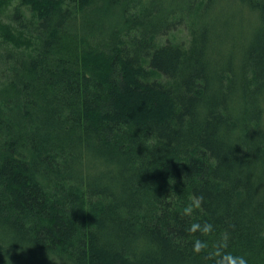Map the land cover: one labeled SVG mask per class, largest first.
<instances>
[{
    "label": "trees",
    "instance_id": "obj_1",
    "mask_svg": "<svg viewBox=\"0 0 264 264\" xmlns=\"http://www.w3.org/2000/svg\"><path fill=\"white\" fill-rule=\"evenodd\" d=\"M0 39V264H264V0H0Z\"/></svg>",
    "mask_w": 264,
    "mask_h": 264
},
{
    "label": "clouds",
    "instance_id": "obj_2",
    "mask_svg": "<svg viewBox=\"0 0 264 264\" xmlns=\"http://www.w3.org/2000/svg\"><path fill=\"white\" fill-rule=\"evenodd\" d=\"M203 202V197L198 196L194 197V200L189 205L185 206L183 209V215L190 216L195 209H198ZM212 229L211 224H205L203 227L200 225H194L192 230H200L203 233L210 232ZM207 247L205 242L197 241L194 246V251L199 252L202 251L204 248ZM223 247H226V244L219 245L217 247V251L210 256H214L216 259L214 264H247L246 259L243 256H234L231 253H224L221 251Z\"/></svg>",
    "mask_w": 264,
    "mask_h": 264
},
{
    "label": "rangeland",
    "instance_id": "obj_3",
    "mask_svg": "<svg viewBox=\"0 0 264 264\" xmlns=\"http://www.w3.org/2000/svg\"><path fill=\"white\" fill-rule=\"evenodd\" d=\"M230 12H234V11H230ZM2 21L3 22H6V20H5L4 17L2 18ZM170 36H174L178 41L186 44V43L189 42L190 32H189L188 28H186V26L183 25L181 27H177V29L175 30V32L173 34H171ZM1 41L2 40L0 39V45L3 46V47H5V45Z\"/></svg>",
    "mask_w": 264,
    "mask_h": 264
}]
</instances>
